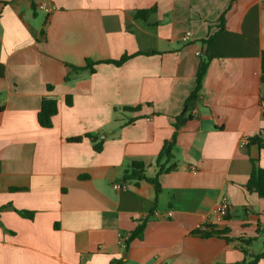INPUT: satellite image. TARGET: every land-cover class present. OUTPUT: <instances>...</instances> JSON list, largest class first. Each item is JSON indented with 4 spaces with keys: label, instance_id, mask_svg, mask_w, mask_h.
Wrapping results in <instances>:
<instances>
[{
    "label": "crops",
    "instance_id": "1",
    "mask_svg": "<svg viewBox=\"0 0 264 264\" xmlns=\"http://www.w3.org/2000/svg\"><path fill=\"white\" fill-rule=\"evenodd\" d=\"M263 49L264 0H0V264H251L264 200L244 185L252 159L264 170ZM204 51L199 97L176 122ZM123 55L118 67L69 68ZM46 97L58 105L48 129L37 122ZM86 134L100 152L87 138L66 141ZM174 134L177 168L158 177L157 196L121 179L132 162L152 178ZM258 135L261 147L248 143ZM222 196L230 211L215 224ZM142 220L141 237L120 248L118 234ZM210 229L225 233L204 237Z\"/></svg>",
    "mask_w": 264,
    "mask_h": 264
},
{
    "label": "trees",
    "instance_id": "2",
    "mask_svg": "<svg viewBox=\"0 0 264 264\" xmlns=\"http://www.w3.org/2000/svg\"><path fill=\"white\" fill-rule=\"evenodd\" d=\"M154 10H155L154 8H150L147 10H138L136 11L134 17L136 19L145 20L148 15L154 12ZM214 38H215V34L212 36H209L205 41H203V43L206 45V48L210 46ZM131 57L132 56H129V55H123L116 61H104V62H94V61L86 60L84 66L82 67L69 66V68L71 69V72L73 73H79L82 71H88L89 73H93L95 71V67L98 64H102V63L103 64H113L114 66L118 67L122 65L125 61L130 59ZM209 60L210 59H209L207 52L204 51V53L201 54L197 73L195 76V82H196L195 88L192 91V93L189 95V97L184 101L182 113L180 116L176 118V122H178L180 118L186 117V115L188 118H190L189 111L191 110V108L193 107V104L196 103L199 97L201 80L205 74ZM3 74H4V69L2 65H0V78L3 76ZM259 75H260L259 76L260 83L264 84V49L260 53V74ZM68 80H69V77L66 76L64 78V81L67 82ZM47 88L48 90L51 89L50 86H48ZM65 104L67 106H71L72 102L69 96L66 97ZM140 108H141V105H137L135 107H123L121 111L130 112V113L138 112ZM57 112H58V105H57L56 100L52 98H48V97L43 98L40 104L39 111L37 113L38 125L45 129L50 128L52 126V118L57 114ZM262 116L264 118V112H262ZM132 122H133V119H128L125 121L124 125L130 124ZM176 130H178L177 126H176ZM263 133H264V129H263ZM260 136L258 135V136L250 138L248 140V143H257L261 147L262 145H261ZM83 138H87L91 141L93 150L95 152L101 151L102 149L101 142L98 140L96 136H93V135L86 134L84 136L72 137V138L66 139V141L70 143H78ZM175 138H176V134H174L170 140L164 142L161 150L159 151L158 155L155 158L154 166L156 167V173L152 178H147L145 176V171H144L145 166L143 163L132 162L129 165V168L123 172L121 179L123 181H135V182L144 180L153 185L155 195L157 196L160 192V186L157 181L158 177L161 174H166L171 171H175L177 168V165L174 162V155H173L174 148H175ZM251 164H252L251 172H250V175H249V178L246 184L244 185V189L248 193H255L259 199L264 200V170L258 165V161L256 159H252ZM18 214H20L23 217L29 218V219L32 218L33 216L32 213L25 212V211H18ZM144 226H145V220H142L141 223L136 228V230L131 234L130 240L134 238H140L142 231L144 229ZM224 233L225 231L210 229L209 232L205 231L202 235L204 237H208L212 235L221 236V235H224ZM257 234L262 235L263 251L260 254H256L253 256V260L251 261V264H257L259 260L264 259V225L257 226ZM226 240H229V238H226ZM240 241L242 242V244L247 245L251 240L250 239L248 240L240 239Z\"/></svg>",
    "mask_w": 264,
    "mask_h": 264
},
{
    "label": "built area",
    "instance_id": "3",
    "mask_svg": "<svg viewBox=\"0 0 264 264\" xmlns=\"http://www.w3.org/2000/svg\"><path fill=\"white\" fill-rule=\"evenodd\" d=\"M39 10H46L47 7H45V5L40 4L37 7ZM191 34L189 32H185L182 37H181V41L186 43L189 38H190ZM201 52L198 53L199 56H201ZM261 110L262 112H264V100L261 102ZM192 113H194L195 111L192 110ZM191 172H195L194 169H191ZM113 189L115 190H126V186L124 184H114L113 185ZM229 211H230V206H229V202L227 200V198L225 196L220 197V199L218 200V202L215 204L213 210H212V216H211V221L215 224H219L222 223L227 216L229 215ZM202 230H207V228L205 226H203L201 228ZM130 236L131 234L127 233V232H121L118 234V246L122 249H124L128 242L130 241Z\"/></svg>",
    "mask_w": 264,
    "mask_h": 264
}]
</instances>
